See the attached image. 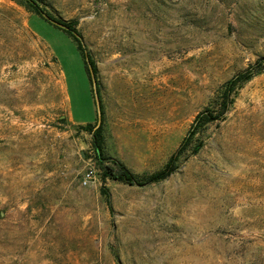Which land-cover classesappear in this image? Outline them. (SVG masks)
Returning a JSON list of instances; mask_svg holds the SVG:
<instances>
[{
    "label": "rangeland",
    "instance_id": "374dc122",
    "mask_svg": "<svg viewBox=\"0 0 264 264\" xmlns=\"http://www.w3.org/2000/svg\"><path fill=\"white\" fill-rule=\"evenodd\" d=\"M37 1L95 61L101 160L75 41L0 0V264H264V0Z\"/></svg>",
    "mask_w": 264,
    "mask_h": 264
},
{
    "label": "trees",
    "instance_id": "16d2710c",
    "mask_svg": "<svg viewBox=\"0 0 264 264\" xmlns=\"http://www.w3.org/2000/svg\"><path fill=\"white\" fill-rule=\"evenodd\" d=\"M25 1L42 19L48 21L56 28L63 30L75 41L77 49L80 52L83 62L85 63L86 71L90 76L88 69V65H90L92 74L96 78V74L98 71L97 66L95 64L94 59L91 57L88 51L83 35L78 31L76 27V21L74 20L65 21V20L55 19L50 14H48L43 7L40 6L37 0H25ZM255 70H258L257 67L249 66L246 70H244L241 73H238L237 75L233 76L231 79L227 81L226 89L224 91V98L226 99V102L223 106L224 111L228 108L230 102V95L235 90L237 85L243 81L248 80L255 72ZM97 90H98V86H97ZM99 98L101 103L100 95ZM101 112H102V118H101V122L98 125L96 122L94 124L88 122L82 126V128L88 131L93 137V145L98 160H101V149H102L101 146L102 143L101 129H102V120H103L102 103H101ZM174 160L175 158L171 157L163 169L149 174L145 179V183L156 182L171 175L174 171ZM108 168H109L108 174H110L116 179L124 181L128 184H139V185L143 184L140 183V181H138L137 176L134 173H132L123 163L119 162L118 160H114L113 167L109 166ZM114 170H116L117 172H115Z\"/></svg>",
    "mask_w": 264,
    "mask_h": 264
},
{
    "label": "water",
    "instance_id": "95a60500",
    "mask_svg": "<svg viewBox=\"0 0 264 264\" xmlns=\"http://www.w3.org/2000/svg\"><path fill=\"white\" fill-rule=\"evenodd\" d=\"M88 69H89L90 79H91V83H92L94 102L96 105L97 125H98L101 122V118H102L101 103H100L99 93L97 90V81H96L95 76L92 74L90 65H88Z\"/></svg>",
    "mask_w": 264,
    "mask_h": 264
},
{
    "label": "built area",
    "instance_id": "2783aa9c",
    "mask_svg": "<svg viewBox=\"0 0 264 264\" xmlns=\"http://www.w3.org/2000/svg\"><path fill=\"white\" fill-rule=\"evenodd\" d=\"M96 182L95 169L90 166L86 168L81 176V183L84 185H92Z\"/></svg>",
    "mask_w": 264,
    "mask_h": 264
},
{
    "label": "crops",
    "instance_id": "0c3cea01",
    "mask_svg": "<svg viewBox=\"0 0 264 264\" xmlns=\"http://www.w3.org/2000/svg\"><path fill=\"white\" fill-rule=\"evenodd\" d=\"M92 103H93V102H92ZM78 117H79V116H78ZM73 118H74V120L77 121V122H81V123L84 122V121H83L82 119H80V118H79V120L76 119L74 116H73Z\"/></svg>",
    "mask_w": 264,
    "mask_h": 264
}]
</instances>
